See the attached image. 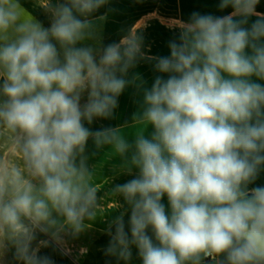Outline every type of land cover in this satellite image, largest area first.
<instances>
[{
  "label": "clouds",
  "instance_id": "obj_1",
  "mask_svg": "<svg viewBox=\"0 0 264 264\" xmlns=\"http://www.w3.org/2000/svg\"><path fill=\"white\" fill-rule=\"evenodd\" d=\"M108 3L39 0L45 27L21 0H0V258L14 249L17 264H55L40 248L99 219L104 255L117 262L135 247L142 264H264V187H250L264 168L260 0H220L232 9L222 16L193 12L167 56L146 55L131 29L104 45L108 16L94 14ZM145 61L159 73L150 88L133 71ZM129 87L139 97L131 123L85 126L112 119ZM89 140L92 156L107 148L135 178L98 196L111 179L95 183ZM106 198L123 209L110 220Z\"/></svg>",
  "mask_w": 264,
  "mask_h": 264
},
{
  "label": "crops",
  "instance_id": "obj_2",
  "mask_svg": "<svg viewBox=\"0 0 264 264\" xmlns=\"http://www.w3.org/2000/svg\"><path fill=\"white\" fill-rule=\"evenodd\" d=\"M21 3L24 4V6L28 8L29 11L33 12V14L36 16L37 19H39L38 16L46 15L42 9L37 7L39 0H21ZM231 11L232 9L231 7H229L223 11L217 9V11L214 12L212 11L207 14L222 16L231 13ZM255 18L256 17L253 16L251 20H255ZM130 28L132 31H138L140 34L145 32H160V31L168 32V36L167 35L150 36L145 34L143 35L144 50L146 55L148 56L170 55V49L168 48L167 43L170 39L179 35L178 25L164 26V25H156V24L137 23L134 24L133 26H130ZM110 30H112V28ZM122 30L123 29L121 27L120 31ZM108 42H112V41H108ZM156 44H158V46H155ZM161 44L164 45L161 46ZM136 72L140 73L142 77L147 81L146 86L149 88L153 83L154 77L156 75H159V73L153 71L152 64L148 61L141 62L137 66ZM257 82L264 84V81H257ZM138 99L139 97L135 95V90L132 87L126 88L125 91L122 93V95L119 97L118 100L119 106L117 109H115L114 112H126V111L136 112L138 110V104L135 101H137ZM88 127L91 130H100L103 127H113V119L104 120L98 118L94 120L93 124L88 125ZM88 143H89V148H88L89 150L86 152V154L90 157L88 161L89 166L97 165V176H105V178L111 179V183L104 186V180L102 183H97V176L95 178V183L98 186L101 187L104 186V188L98 193V196H104L105 192L109 188L113 187L114 182L116 181V180L114 181L113 178L114 173L111 163L113 159L108 161V155L106 154L108 151L107 148L102 149L95 156H92V153L95 151L94 145L91 140H89ZM125 175L123 173H120L118 175L120 177L119 180L122 184L126 180ZM256 186L264 187V168H262L255 183L253 185H250V187H256ZM116 201L119 204L124 205V207H127V205L124 204L123 199ZM162 202L165 204L167 208L166 197L163 198ZM103 203H104L105 211L112 210L110 207V205L113 203L111 198H106ZM121 210L123 209L112 210L111 214L107 217V219L110 220L114 215H118L119 211ZM129 217H130V211L125 215L126 231H128L127 225H128ZM106 227H107V223L104 220L98 219L96 222L93 223L91 229H88L84 233L80 234L78 237L71 236L73 241L71 245L63 244L55 248H50V247L41 248L39 254L50 256L54 260L55 264H125V262L123 261L117 262L115 258L104 255L103 249L107 246L108 241L110 239V237H108L103 232V229H105ZM148 234L152 235L151 230H149ZM128 264H142V261L138 256V250L135 247L132 248V260L128 262Z\"/></svg>",
  "mask_w": 264,
  "mask_h": 264
},
{
  "label": "rangeland",
  "instance_id": "obj_3",
  "mask_svg": "<svg viewBox=\"0 0 264 264\" xmlns=\"http://www.w3.org/2000/svg\"><path fill=\"white\" fill-rule=\"evenodd\" d=\"M220 0H109L108 5L102 7L94 15L99 16L107 13V20L103 22L102 25V43L107 45L112 42H119L124 35L131 29L130 26H133L137 23L143 24H156V25H178L180 22H187L190 19V16L193 12H199L200 14H207L210 12L217 11L219 9L218 5ZM257 12L264 13V0H260V3L257 5ZM261 11H260V10ZM217 16V15H214ZM41 22L45 27L50 26V18L47 15L38 16ZM256 19V18H255ZM122 27V31H120ZM112 28V30H110ZM125 29V30H124ZM129 29V30H128ZM142 35H167L168 32H145L141 33ZM112 41V42H108ZM164 44H161L163 46ZM155 46H158L156 44ZM136 72V69L133 70ZM2 83V80H0ZM86 100V94L82 99L81 103H84ZM135 111H126V112H114L113 127L121 126L125 122L131 123V119ZM88 127V124H85ZM140 129L130 128L125 129L129 134L134 133ZM151 128H149V132ZM131 139V136L129 137ZM89 143L87 145V150H89ZM108 150V149H107ZM112 169L114 173V185L122 184L120 182V177L118 176L122 173L118 167L119 159L114 158L112 160ZM138 170H133L132 175H125L126 180L123 183H126L128 180L135 178V174ZM118 173V175H117ZM105 176H97V183H102ZM113 185V186H114ZM122 197L116 198V200H122ZM65 238V239H64ZM49 237L39 234L38 240H48ZM73 243L71 235L63 236L62 243L57 245L56 243H50V248H55L63 244L71 245ZM41 247V248H48ZM40 248V249H41ZM14 249L8 250L3 258H0V264H17L13 258Z\"/></svg>",
  "mask_w": 264,
  "mask_h": 264
}]
</instances>
